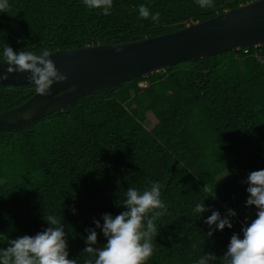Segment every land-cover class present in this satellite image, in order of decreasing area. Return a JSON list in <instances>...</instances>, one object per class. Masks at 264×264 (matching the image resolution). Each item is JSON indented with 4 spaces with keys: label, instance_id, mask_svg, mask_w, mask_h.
Instances as JSON below:
<instances>
[{
    "label": "trees",
    "instance_id": "1",
    "mask_svg": "<svg viewBox=\"0 0 264 264\" xmlns=\"http://www.w3.org/2000/svg\"><path fill=\"white\" fill-rule=\"evenodd\" d=\"M251 0H113L111 15L82 0H9L0 12V50L69 49L155 36L203 21ZM159 12V23L138 16L139 5ZM145 82V86L139 83ZM32 83L1 86L0 113L34 94ZM145 123H147L145 125ZM264 169V42L185 59L86 93L24 128L0 131V247L34 235L55 215L69 258L83 264L86 229L105 238L103 224L126 211L129 187L162 185L167 212L157 218L154 253L147 264H194L214 253L217 264L233 233L255 218L245 207V179ZM230 173L224 181L218 176ZM214 197V198H213ZM203 202L197 218L191 209ZM75 208V213L70 209ZM233 227L207 235L203 221L228 210ZM148 215H151L149 213ZM211 264V262H210Z\"/></svg>",
    "mask_w": 264,
    "mask_h": 264
},
{
    "label": "clouds",
    "instance_id": "2",
    "mask_svg": "<svg viewBox=\"0 0 264 264\" xmlns=\"http://www.w3.org/2000/svg\"><path fill=\"white\" fill-rule=\"evenodd\" d=\"M89 10H99L100 14L111 15L113 0H82ZM201 9L214 7L215 0H195ZM10 7L9 0H0V12H6ZM138 16L151 19L154 25L159 23L160 13L150 12L144 4L138 7ZM117 52L121 51L119 48ZM48 48H41L39 54L33 51H14L11 46L0 50V62H6L8 67L0 74V80H6L9 74L30 73L27 79L34 85L35 93L40 96L51 95L50 86L53 83H63L67 80L60 73L54 62L49 58ZM229 173L224 176H227ZM223 176V177H224ZM247 198L244 206L255 207V218L250 222L246 217L239 233H233L223 254V264H264V169L251 171L245 179ZM162 185L159 181L151 182L150 187L139 190L129 187L125 193L123 204L127 210L114 217L105 213L101 217L103 224L94 220L105 238L101 247L97 243V232L86 229V254L83 264H147L154 253L153 238L157 233V218L167 212V205L161 199ZM214 198V197H213ZM75 213V208L70 209ZM206 211L203 202H198L191 209L197 218ZM151 213V215H148ZM236 213L229 209L227 216L212 211L203 223L209 226L207 235L211 237V226L216 230L233 227L228 217ZM44 221L49 227L34 235H23L10 239L6 247H0V264H77V260L69 258L66 233L62 223L55 215L49 214ZM214 253L200 256L194 264H217Z\"/></svg>",
    "mask_w": 264,
    "mask_h": 264
},
{
    "label": "water",
    "instance_id": "3",
    "mask_svg": "<svg viewBox=\"0 0 264 264\" xmlns=\"http://www.w3.org/2000/svg\"><path fill=\"white\" fill-rule=\"evenodd\" d=\"M263 42L264 0H251L159 35L52 50L49 58L67 80L53 83L49 96L34 93L18 106L0 113V131L24 128L86 93L169 67L178 61ZM117 48L121 51L117 52ZM7 67L6 62H0V74ZM28 75L30 73L13 72L6 80H0V85L31 83Z\"/></svg>",
    "mask_w": 264,
    "mask_h": 264
},
{
    "label": "rangeland",
    "instance_id": "4",
    "mask_svg": "<svg viewBox=\"0 0 264 264\" xmlns=\"http://www.w3.org/2000/svg\"><path fill=\"white\" fill-rule=\"evenodd\" d=\"M139 85L140 86H145V82H142V83H139ZM147 123H145V125H146ZM229 173V172H228ZM227 174V171L225 170L224 172H223V174H220L219 176H218V180H220V181H224L225 179H227L228 177H229V175H230V173L227 175V176H224V175H226ZM224 176V177H223ZM240 215H243L242 217H241V220H243V222H244V220H245V218L247 217L245 214H243V213H241ZM248 218V217H247ZM248 221H249V218H248ZM250 222V221H249Z\"/></svg>",
    "mask_w": 264,
    "mask_h": 264
}]
</instances>
